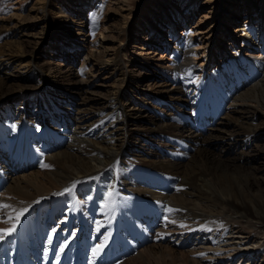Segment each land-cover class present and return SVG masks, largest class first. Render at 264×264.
<instances>
[{
	"label": "bare ground",
	"instance_id": "1",
	"mask_svg": "<svg viewBox=\"0 0 264 264\" xmlns=\"http://www.w3.org/2000/svg\"><path fill=\"white\" fill-rule=\"evenodd\" d=\"M25 1L29 0H23ZM127 1L129 0H81L83 7L89 8L87 15L90 18L88 23L91 31L96 30L97 20L108 13L107 8L112 2L122 4ZM149 2H152V8H156V11L160 8L155 14L161 18L164 16V21H159L160 28L152 27L149 19L144 23L149 26L148 33L154 30L153 36L158 39L157 41L161 40L164 47L171 50L168 51L171 53H168L166 59L168 64L152 65L156 81L147 91H140L138 86L128 82L129 78H132L131 71L127 69L126 54L122 53L120 44L115 48L117 51L115 56H111L110 51L105 48L107 45L105 41H109L108 37H114L118 44L120 43L118 37L124 34V31L114 33L116 30L110 25L111 30H106L107 38L100 40V35H97L89 42L90 47L98 45L96 47L98 52L86 54L82 58L80 69L88 77H93L91 71L95 67L98 74L110 66L112 69L110 74L114 75L109 78L112 85H109V90L103 91L104 102L96 101L76 110L72 107V101L58 108L53 99L47 97L46 91L57 89V85H61L67 93L78 94L83 83L74 82V78H70L65 72L44 69L41 66L38 68V64L41 65L43 62H36L33 56L26 54L24 39L27 31L31 28L36 29L28 19L29 16L15 12L5 24L0 25V30H3L0 31V103L10 105L11 99L23 94V97L29 99V106L35 107L33 113L40 112L39 116L35 113L32 118L25 119L23 112L18 109L13 110L12 107L0 109V148L3 150L8 145L14 128L19 121H23L26 124L31 157L36 161L43 159V163L51 166L39 167V174L43 176V179L39 180V186L32 184L33 180H37L34 177H31L33 179L26 176L13 177L7 180L6 172L0 171V176L4 178L6 184L4 193L15 197L12 203V200L10 201L13 208L17 210L27 208L28 213L35 208L42 214L43 209L50 204L51 192L71 188L79 181L73 192L64 193L68 202L57 195L55 210L56 212L65 210L61 219L67 218L64 223L67 227L73 213L80 215L84 223L96 217L94 201L104 200L106 195H95V189L105 188L107 193L114 186V190L119 191L120 201L112 211L104 212V208L100 206L99 211L103 209L101 214L103 220L99 223L101 225L99 230L106 231L104 227L106 224L127 220L125 224L129 230L128 234L122 232L124 224L111 230L116 229L120 238L130 239L136 234L148 244L153 242L142 252L156 264H176L177 261L187 264L185 258L178 260L175 251L168 249L170 244L165 247L154 244L165 238H169L167 242H171V237L177 246L198 244L199 249L209 255L207 257L210 263L214 264L218 261H222L223 264L232 262L242 253L253 257L259 252L257 248L259 245H263V249L255 257L261 254L260 257L264 259V163L259 161L264 160L262 134L264 129L260 130L264 125V0H228L229 4L226 2L222 7L220 3L214 4L218 12L224 9L223 14L229 13L230 17L239 19V16L243 15L245 28L243 29L246 31L243 37L232 34L229 29L224 32L208 27V31H204L207 29H197L200 23L195 26L187 25L192 11H197L202 4L212 6L213 0H149ZM170 2L180 3L183 11L188 12V16L180 17L177 7L172 9L169 7L168 13L171 15L166 14L167 9H164L163 5L166 6ZM15 3L17 1L13 4ZM59 10L60 13L64 12L61 6ZM128 14L130 17L132 12ZM94 16L98 17L96 21H93ZM143 17L145 15L141 14L140 19ZM249 17L258 20L249 21ZM177 19H180L178 23L181 24L176 25ZM254 25L258 26L255 28ZM164 27L168 28L167 35ZM213 28L215 29V24ZM38 29L42 37L51 29V25L45 24L44 21V25ZM48 33L52 34L46 39H50L51 36L56 38L53 30ZM221 34L222 43L215 45L214 41L217 42ZM206 35H211L210 38L214 40L209 37L205 39ZM166 36L170 42L173 41L172 45ZM216 36L218 37L215 38ZM66 39L56 38L58 44H54L53 50L56 46L58 51L66 52L70 49L74 51L67 45ZM67 41L72 45H81L76 37L68 38ZM226 46L228 53L223 51ZM59 54L63 55L61 52ZM90 59L93 62L89 61ZM141 60L143 66L148 65ZM207 60L218 64L210 67ZM15 64L42 84L23 93L21 85L20 87L18 85L23 80L20 81L14 76ZM2 77H5V80ZM46 78L55 84L45 81ZM167 78L170 81L175 80L176 84L180 82L179 88L173 87L171 90L162 83L160 85L163 89H155L158 81H165ZM217 79L221 81L222 86L217 84ZM65 81L73 87H63ZM191 81L193 87H198L197 92L186 90V85ZM101 83L100 88L106 86ZM90 86L96 84L87 83L86 90ZM5 87L12 89L19 87V90L6 92ZM210 87L230 92L234 104L229 105L227 109L218 106ZM111 89L113 92L110 94ZM98 97L100 98V95ZM175 98L177 105L174 109H177L178 113L162 115L163 111H157L156 102H168ZM183 102L188 105L179 106L183 105ZM237 105L245 106V109H235ZM183 107H188L191 112L185 113L186 117L182 115L179 118V109ZM42 108H46L47 118ZM128 108L137 112L131 113ZM55 109L62 110L61 114L57 115ZM151 111L155 113L154 116L150 115ZM220 113L222 114L219 116L220 120L227 121L220 123L221 126H225L224 129L218 123L212 126L214 118ZM133 119L142 122L133 123ZM199 122H202L203 126H208L205 136L204 133L192 132V128L189 127L193 124L195 130ZM130 124H133L134 131L138 134L136 139L131 135ZM40 126H43V130ZM46 134L51 138L45 139ZM238 147L240 151L236 153ZM245 147H252L254 154H246ZM213 149L218 152H214ZM231 149L234 150L233 157L229 156ZM16 153L18 158L25 156L22 148L16 149ZM114 169L117 173H113L116 171ZM153 183L162 187L155 188L151 185ZM178 187L182 190L176 191ZM79 189H87L85 193L92 194L90 200L92 206L78 204L77 197L81 195L77 191ZM138 192H143L156 200L155 206H152L151 202L154 200L151 198L139 199L136 196ZM162 205L181 209L180 212L173 213L171 218L179 220V224L188 226L182 228V233L169 235L164 223L157 227V222L160 221L154 220L152 215L160 212L163 213L162 216L167 215ZM150 207L154 209L153 214ZM5 216V212L0 213V229L10 228L16 223L14 220L5 219ZM97 224L93 233L96 236ZM201 225H207V228L201 229ZM75 231L80 236L86 232L81 229ZM160 233L165 235L158 239L157 234ZM116 240L117 234L111 241L115 243ZM142 252H136L134 257L117 264H126L131 260L134 261L131 264H147L148 260H143ZM190 264L201 263L193 260Z\"/></svg>",
	"mask_w": 264,
	"mask_h": 264
},
{
	"label": "rangeland",
	"instance_id": "2",
	"mask_svg": "<svg viewBox=\"0 0 264 264\" xmlns=\"http://www.w3.org/2000/svg\"><path fill=\"white\" fill-rule=\"evenodd\" d=\"M15 1H17V3L13 4ZM226 2H228V0H213L212 6L205 5V4L200 5L197 11L196 10L192 11L193 14L191 15L190 18H188L187 25L195 26L200 23L197 26L198 30L207 29L209 27V29L212 28L213 30H224L225 32L227 29H229V32L231 33L233 32L232 34L235 33V35L237 36L242 35L243 37V35L246 32L244 30L245 28L243 27L244 26V20L242 18L243 15H240L241 18L239 16V19H237L236 17L235 18L230 17L229 13L223 14L224 9L223 11L218 12V8L217 9L214 8L215 7L214 4L220 3V6L222 7L224 6V3ZM116 3L117 2H114V3L112 2L109 8H107V11H108V13L106 14L107 16L106 15H104L103 17L101 16L97 20L98 23L96 26V30L91 31L89 27V23H88L90 18L87 15L89 8L87 9L83 7V3H81V0H29L27 2L26 1L23 2V0H0V25L5 24L6 21L9 18H11L13 13L20 12L22 16L24 15L29 16L28 19L32 23L33 28L36 27L35 30H31L32 29L31 28L30 31H27L28 34L24 40L26 42V50H27L26 54L31 57L33 56L36 62L37 61L39 63L43 62V64L41 65L38 64V68L41 66L44 69L51 68L54 71L59 70V71H62L68 74L70 78H74L73 79L74 82L83 83V85H81V89L79 90L78 94H73L72 92L70 93L65 92L61 88V85H57L58 86L57 89H53V90L47 89L48 90L46 91L47 97L49 99H53L55 106H57L58 108L72 101L73 103L72 107L74 110H76L87 104H93L96 101H100L105 97V94H104L105 92L103 91L109 90L110 88L109 85H112L111 84L112 81L109 78L114 76L113 74L112 75L110 74L112 72L111 67L109 66L106 70L100 71L98 74H96L97 68L95 67L93 71H91L93 73V77H88V75H86L85 73H82L80 68L82 66L81 65L82 58H84L86 54L87 55L92 54V53L96 54L94 51L98 50L96 48L98 47V45H96V47H93V45H91L92 47H90L89 42L93 39V37L95 38L97 35H100V38H99L100 40L107 38L108 32L106 30L107 29L111 30L110 25H112L113 28L116 30L114 31V33L118 31H124V34L118 37V42H120L118 44L116 40L114 39V37L113 38L111 36L108 37L109 41H105V44H107L105 48H107L110 51L109 53L111 56H115L116 55L115 53L117 52L115 51V48L120 44L119 46L121 47V49H123L122 53L126 54L125 58L127 59L126 62L128 64L127 69L131 71L130 75L132 76V78L131 79L129 78L128 82L132 83V85L134 86H138V89L140 91H143V92L147 91L148 88L150 89L152 87V85L154 84V81H156L155 80L156 75H155V72H153L154 67L152 65L159 66L162 64H168L166 59H167V56L171 53L168 51H171V50L170 49L168 50L166 47H164L161 40L157 41L158 39H156L155 36H153L154 30L148 33L149 26L144 23L146 19H149V21L151 22L150 25H152V27L160 28L158 24H160L159 21L161 20L164 21V16H162L161 18L159 15L155 14V12L160 11L159 10L160 8H157V11H156V8H152V2H149V0H141L140 2L138 0H129L127 1V3L126 2H123L122 4L120 2L117 4ZM226 5L227 4H225V6ZM59 6H61L62 10L64 11L63 13L59 12L60 11ZM169 7L170 9H172L173 7H177L178 15L180 17L188 16V12L183 11L182 5L180 3L176 2V4H171L170 2L166 6L164 4L163 8L167 9L166 14L168 15H169L168 13ZM42 10H44V12H42ZM133 11H136L137 13L134 14ZM129 12H132V14H130V17L128 14ZM242 12L243 10L240 11V13ZM140 13L144 14L145 17L140 19V16H141ZM105 18L107 19V21ZM226 18L228 19L226 20ZM251 19L252 18L249 17V21ZM254 19L255 18L252 19L253 22L258 20V18H256L257 20H254ZM44 21H45V24L51 25V29H49L48 32L53 30V32H55L53 34L56 35L55 36L56 38H62V39L67 38L68 39L71 37H76L80 41L81 45H77V44L72 45L66 39L67 45L70 46L72 49H74V51L70 49L66 51L67 52L66 54V52H63L62 50L58 51V47L56 46H55V50H53L52 47L54 46V44H58V41H56V38H54L53 36H51L50 39H46L47 36L52 33L47 32L42 37H40L39 35L40 29H38V27L43 26ZM179 21L180 19L176 20L175 22L176 25L181 24V23H178ZM248 23L246 24L248 25ZM213 24H215V29L213 28ZM102 25H104V28L101 29ZM249 25L252 26V24H249ZM256 26L258 25H254L253 27L256 28ZM260 27L262 28V25H260ZM46 29H48V27ZM164 30L167 35L168 28L164 27ZM204 31H208V29ZM1 32H3V30ZM247 35L248 34H246V36ZM210 36L211 35L209 36L206 35L205 39L209 37V39L214 40V38H210ZM217 37L218 36H216L215 38ZM165 38L169 39L168 36H166ZM221 38H222V34L220 35L219 38H217V42L214 41L215 45L217 44L219 45L222 43V41L220 40ZM162 39L164 40V36ZM169 42H170V39H169ZM172 42L173 41L171 40L170 45L173 44ZM2 43L3 42H1V44ZM63 44H65V42ZM227 48L228 46H226L225 49H223L225 53H228ZM124 51L126 52L124 53ZM60 52L63 54L62 56L59 54ZM141 59L144 60L143 63L146 62L148 64L146 65L147 67L142 65ZM89 61L93 62L91 59ZM208 63L210 67H215V65L218 64L216 62L212 63L207 60V64ZM13 67L15 68L14 76L18 78L20 81L23 80L22 82L18 83L19 87L21 85V91L23 93H27L28 91L33 90L34 87H39L42 84L38 79L36 80L32 79L31 76L27 74V72H24V70L20 68L21 66H18V64H15ZM151 67L152 69H148ZM2 78L5 80V77H2ZM45 81L55 84L54 81L47 79V78L45 79ZM101 82H103L104 83L103 85H106V86L105 87L102 86L100 88L99 85ZM87 83H92L94 85L96 84V86H90V88L86 90L85 87ZM162 83L165 84V86H167L166 88H169L171 90H173L174 88H179L180 86V82L176 84L175 80L170 81L167 78L165 79V81H158V83H156L157 86H155V89H159V90L163 89V86L160 85ZM63 84H65V85H62L65 88H69L71 86L73 87L72 84L70 83L68 84L66 81ZM19 87L15 89L14 88L12 89L10 87L9 88L5 87V88H6V92H14V91H18ZM191 87L192 86H190L189 88ZM112 88L114 87L112 86ZM186 90H189V89H186ZM52 92H56V94ZM109 92L111 94L113 92V89H111ZM98 95H100V98L98 97ZM23 96L24 95L22 94L21 96L11 99L10 105H6V104L3 105L0 103V109H2L3 107L5 108L12 107L13 110L18 109L19 111L23 112L25 119L32 118L35 113L36 115L39 116L40 112L33 113L32 110H35V107H30L29 99ZM172 96H175V95H172ZM35 101L36 100H34V102ZM102 101L104 102V100ZM164 102L163 103H160L159 101L156 102L157 103L156 108H158L157 110L158 112L163 111L162 115H166L168 113L173 115L175 113H178L177 112L178 110L174 109V106L177 105L176 98L173 100H169L168 102H165V103ZM233 104L234 103L231 102L229 105H233ZM184 105H188V104L186 102H183V105L181 104L179 106H184ZM128 109L129 111H131V113L137 112V111H132L131 108H128ZM235 109H245V106L237 105L235 106ZM46 111H47L46 108H42V112L45 118H47L48 116L46 114ZM61 111L62 110L55 109V112L58 113L57 115H60ZM200 112H202V110H200ZM150 115L154 116L155 113L151 111ZM182 115L186 117L185 113ZM221 120L218 115V118L214 120V123L212 126H216L217 123L218 125H220L221 122H227L226 119H223L222 121ZM135 122L141 123L142 121L141 120L135 121L133 119V123ZM130 125H131L130 130L132 132L131 133L132 137L135 139L138 138V134H136L134 131L133 124H130ZM189 127L192 128L191 129L192 132L197 133V134L201 133L193 129V124L189 125ZM221 128L224 129L225 126H221ZM263 129H264V125L260 127V130H263ZM227 130H231V129H227ZM206 134L207 133H204L203 135L205 136ZM262 134H264V131H262ZM141 145L142 144H139V146ZM18 148H21V147H18ZM239 151H240V147H238L235 152L239 153ZM214 152L217 153L218 151L215 149ZM244 152L248 155L254 154L252 147H245ZM229 156L230 157L234 156L233 149H231V153ZM0 158L6 159L4 157L3 158L0 157ZM260 158H262V156H260ZM259 161L264 163V160H259ZM38 169H39L38 167H34V168H29L27 170H20L17 173H13V175L6 173L5 177L7 180L13 177L22 178L26 176V177H30V179H33L31 177H34V179L36 178L37 180H33L32 184L34 186H37V185L39 186L40 185L39 180H42L43 176L39 174ZM53 192L56 193V190ZM13 197H14L13 195L10 196V194L3 192L2 196H0V201L2 203H7L9 201L7 204H11L15 198ZM5 211L6 210H0V213L5 212ZM154 220H156L155 217H154ZM178 222L180 221L176 220V224H171V223H168L167 225L164 224V227L166 228V231L169 233V235L174 236L175 234L182 233V228L178 226L179 225ZM162 225H163V222L161 221L157 222V227L158 226L160 227ZM146 227L149 230L148 226ZM153 237H155V233ZM163 240H165V242L158 241V242H155L154 244L157 243V245H160L162 247H165L167 244H170L168 249L175 251V254L178 257V260L180 258H185V262L187 264H190V261H193V260H196L197 262H200L201 264H214V263H210V259L207 257L209 255H207L206 252L202 251V249H199L200 246L198 244H191V245L181 244L180 246H177L175 242L172 241V237H171V242H167L169 238L168 239L165 238ZM99 242H102V241H99ZM152 243L153 242H149V244L151 245ZM149 244H146L143 249L136 251V252L140 253L144 251L146 246H148ZM262 247L263 245H259L257 247L259 252H262V249H263ZM162 249L165 251H168L166 248H162ZM162 249L160 250L163 252ZM259 252H257L255 255H257ZM200 253H204L205 255L201 256L199 255ZM142 254L144 258L143 260H146V259L148 260L147 264H156V262L151 261V258L148 259L144 252H142ZM255 255L252 257L250 256V254L242 253L241 255L237 256L236 259H234L232 262H225L224 264H264V259L260 257L261 254H259L257 257H255ZM132 257H134V254L130 256L128 259ZM128 259H126L125 261H127ZM133 262L134 261L131 260V262H128L126 264H131ZM166 262H168V259L166 260ZM176 264H182V263L177 261ZM216 264H223V263L222 261L220 262L218 261L216 262Z\"/></svg>",
	"mask_w": 264,
	"mask_h": 264
},
{
	"label": "snow or ice",
	"instance_id": "3",
	"mask_svg": "<svg viewBox=\"0 0 264 264\" xmlns=\"http://www.w3.org/2000/svg\"><path fill=\"white\" fill-rule=\"evenodd\" d=\"M98 19V17L94 16L93 17V21H96ZM41 167L43 168H50L51 166L48 164H45L43 162H41ZM80 183L79 181L75 182L71 188H65L64 192L62 193H57V195H63L64 193H71L73 192V190L76 188V184ZM181 188H177L176 191H181ZM118 195V193H116L114 190H109L106 193V196L104 197V203L102 205V207L107 210V211H112L117 203V201L114 199V197ZM88 199H91L92 197L89 196L87 197ZM38 203V201H37ZM162 208L164 210L165 213H167V215L164 216V221L165 224L167 225L168 223L171 224H176V220L172 219V214L173 213H177L180 212L181 209L178 208H174L168 205H162ZM0 210H6L5 214L7 216V220H14L16 223H13L12 226L10 228H5V229H0V241H3L5 239V237L11 236L14 232H16V228H17V224L20 221V218L28 211L27 208H23V209H15L12 207V205L7 204V203H0ZM10 210V211H8ZM7 222V221H4ZM181 228H185L188 227L187 225L181 223L178 225ZM101 227V225L98 223L97 224V231H99V228ZM222 227V225H221ZM201 229L207 228V225H201L200 226ZM189 230H197V229H189ZM209 231H211V229H208ZM165 234L164 233H160L157 234V238L161 239L163 238ZM109 237L105 236L104 240L102 243L97 244L93 249H92V256L95 258L97 256H99L101 254V252L103 251V249L105 248L107 242H108ZM67 245H61L59 251L63 252L64 251V247H66ZM199 255L203 256L205 255L204 253H200Z\"/></svg>",
	"mask_w": 264,
	"mask_h": 264
}]
</instances>
